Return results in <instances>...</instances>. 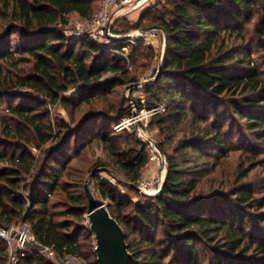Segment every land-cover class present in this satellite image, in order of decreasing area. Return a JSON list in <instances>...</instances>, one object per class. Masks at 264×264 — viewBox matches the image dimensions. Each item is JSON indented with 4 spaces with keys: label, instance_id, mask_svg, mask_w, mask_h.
I'll use <instances>...</instances> for the list:
<instances>
[{
    "label": "trees",
    "instance_id": "trees-1",
    "mask_svg": "<svg viewBox=\"0 0 264 264\" xmlns=\"http://www.w3.org/2000/svg\"><path fill=\"white\" fill-rule=\"evenodd\" d=\"M98 2L0 0V224L28 222L60 257L99 264L84 191L92 173L130 264H264V181L252 183L264 159V0H156L132 23L114 20L116 34L158 26L165 43L144 92L146 108L166 104L149 119L166 183L138 200L100 174L113 171L137 192L130 183L150 162L135 128L114 126L131 114L120 89L153 49L142 39L105 48L71 39L70 15L88 19ZM8 250L0 239V264ZM17 264L54 263L34 253Z\"/></svg>",
    "mask_w": 264,
    "mask_h": 264
},
{
    "label": "built area",
    "instance_id": "built-area-1",
    "mask_svg": "<svg viewBox=\"0 0 264 264\" xmlns=\"http://www.w3.org/2000/svg\"><path fill=\"white\" fill-rule=\"evenodd\" d=\"M146 0H99V6L97 11L88 19H84V22L76 27L74 34L68 35L71 39H75L81 36H87L100 47L105 48L113 43H116V39H121L123 36L116 35L111 32V28L107 29L109 20L113 15L123 13L126 10L136 9L141 6ZM126 6V7H125ZM128 6V7H127ZM67 33V28L63 30ZM149 32H153V35L158 36L157 29H153ZM148 32V33H149ZM128 38H124V41L131 45H136L138 39L147 40V32L142 34L139 30L133 34H129ZM128 46H124V54L126 55ZM153 78H149L144 82H149ZM143 82V83H144ZM142 83V84H143ZM140 84L139 86H143ZM145 85V84H144ZM74 89L69 90L68 94L72 93ZM166 108V104L150 108L143 114L134 115L130 118H125L123 121L117 123L114 126L115 130H121L123 128H135L136 135L140 140L148 142L150 139L145 133V127L139 125L143 119H147L149 116L163 112ZM152 140V139H151ZM153 141V140H152ZM149 146L153 147L159 153L160 163L163 165V175L157 176L153 179L143 180L140 183V189L148 195H156L159 193L163 176L165 174L166 162L163 154L160 152L156 143L148 142ZM36 150V149H35ZM89 221V217H88ZM0 239L4 240L9 247L8 250V264H17L22 256H27L34 253H41L46 255L50 259H63V264H77L70 256L60 257L53 246L42 244L34 235L31 226L28 222L18 219L11 226L5 227L0 224Z\"/></svg>",
    "mask_w": 264,
    "mask_h": 264
},
{
    "label": "rangeland",
    "instance_id": "rangeland-1",
    "mask_svg": "<svg viewBox=\"0 0 264 264\" xmlns=\"http://www.w3.org/2000/svg\"><path fill=\"white\" fill-rule=\"evenodd\" d=\"M155 1L156 0H146L138 8L128 10L126 12L124 11V13H122V15H120L119 17H123L132 23L138 19V18H136V15L138 14L137 12H139L141 10V13H142L146 7L153 4ZM82 22H84V19L80 18L76 13H72L69 17V24H68V26L65 27L68 30L66 34L67 35L74 34L76 27L79 24H81ZM138 30L139 29H133V30L129 31V33L126 35L133 34V33L137 32ZM147 34H148L147 40H144V44L147 46H152L153 52L148 58L144 59L147 62L146 68L141 70V72L138 75V79L135 82L129 83L120 89V97H125L129 101V104H130L129 106L131 107V114L127 118L132 117L134 112H136L135 115H138V114H143L146 110H149L148 108L145 107V105L147 103L148 96L144 92V87L146 85L152 83L156 79L155 76H156L157 67L160 64V62L162 64L163 58H161L162 49H161V45H160V35L158 34V36H156V35L154 36L153 32H149V33L147 32ZM116 35L125 36V34H116ZM116 40H118V39H116ZM123 42H126V41H123ZM121 43H122V41H121ZM163 54H164V48H163ZM109 75H107V76H109ZM149 78H153V80H151V82L149 81L150 83L148 82L144 85L143 82L145 80H148ZM134 83H139V85L143 83L142 84L143 86H139V85L132 86V84H134ZM138 103H141L143 106V108L140 110L138 109ZM50 109H51L52 113L54 112V113L59 114L61 116L67 117L66 111L61 107H57V108L56 107H50ZM149 119H150V116L147 119H143L139 123V125L143 126V124H147V126L145 127L146 135L150 139H152L156 144H158L160 141V137L157 133V129L149 126ZM130 131H132V128H130ZM33 152L37 153L38 150L33 149ZM149 152H150V157H151L150 162L142 170L141 176H140L138 182L136 183L139 187H140L141 181L153 179L157 176L163 175V172H162L163 171V168H162L163 165H162V163H160L159 153L151 146H149ZM97 154L98 155L102 154L101 149H97ZM164 158H165V156H164ZM238 160H239V154L235 153L234 157L230 160V162L233 165L234 162H236ZM165 162H166V158H165ZM165 170H166V168H165ZM100 175L102 177L106 178L107 180L111 181L116 186H118V188L122 192H124L126 195L132 197L135 200L141 199L140 195L142 193H140L136 189L135 190L137 192L131 191V190L127 189L122 183L118 182V179L121 180L122 182L124 181V179L122 178L121 175H118V176L114 175L113 176L112 174H109L108 172L107 173L102 172ZM115 176H117V177H115ZM262 181H264V159L262 160L261 164H259L257 169L252 174V183L253 184H255L256 186H259V185H261ZM89 188H90L91 192L94 194L95 198H97L99 201L108 203L107 200H104L103 198L100 197L98 190L94 186L93 181L89 183ZM7 260H8V258H7ZM7 260H6L5 264H8ZM50 260L54 264H63V261H62L63 259H57V260L50 259ZM72 260L77 264H85L84 261L82 259H79V258H72Z\"/></svg>",
    "mask_w": 264,
    "mask_h": 264
},
{
    "label": "water",
    "instance_id": "water-1",
    "mask_svg": "<svg viewBox=\"0 0 264 264\" xmlns=\"http://www.w3.org/2000/svg\"><path fill=\"white\" fill-rule=\"evenodd\" d=\"M120 15H122V13L113 15L111 17L107 29H110L112 27L115 18ZM153 29H157L159 32L160 45L162 49L161 58H163V48L165 43L161 28L158 26H146L140 28L139 32L144 34ZM129 36L130 35H125L123 37L128 38ZM160 69H161V62L157 67L155 78L158 76ZM146 83L147 82H144V84ZM137 85H139V83L132 84V86H137ZM135 114L136 112L133 113V116ZM148 142H153V141L151 139H148ZM156 145L158 146V144ZM159 150L163 154L160 148ZM166 171H167V165L159 193L163 190L166 183ZM111 172L118 176L117 173H114L113 171ZM91 175L92 173L89 174L85 179L84 191L90 203V210L88 212V217L90 220V228L95 235V242H96L95 251L97 254V260L99 264H130L132 254L128 250V244L126 242L124 229L119 224V222L110 214L107 203L99 201L97 198H95L94 194L91 192L89 188V180L91 178ZM130 185L140 193L147 194L144 191H142L136 183H130Z\"/></svg>",
    "mask_w": 264,
    "mask_h": 264
},
{
    "label": "crops",
    "instance_id": "crops-1",
    "mask_svg": "<svg viewBox=\"0 0 264 264\" xmlns=\"http://www.w3.org/2000/svg\"><path fill=\"white\" fill-rule=\"evenodd\" d=\"M138 14L136 15V18L139 17L140 13H141V10L139 12H137Z\"/></svg>",
    "mask_w": 264,
    "mask_h": 264
},
{
    "label": "bare ground",
    "instance_id": "bare-ground-1",
    "mask_svg": "<svg viewBox=\"0 0 264 264\" xmlns=\"http://www.w3.org/2000/svg\"><path fill=\"white\" fill-rule=\"evenodd\" d=\"M89 222H90V220H89Z\"/></svg>",
    "mask_w": 264,
    "mask_h": 264
}]
</instances>
